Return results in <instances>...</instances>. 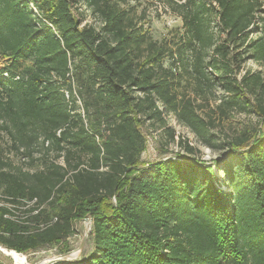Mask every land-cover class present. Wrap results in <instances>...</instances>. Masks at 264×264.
Instances as JSON below:
<instances>
[{
  "label": "trees",
  "instance_id": "16d2710c",
  "mask_svg": "<svg viewBox=\"0 0 264 264\" xmlns=\"http://www.w3.org/2000/svg\"><path fill=\"white\" fill-rule=\"evenodd\" d=\"M81 1L99 26L74 0H0V131L43 160L13 166L0 145V245L67 252L89 214L92 251L51 264H264V71L240 74L264 68V0H161L183 28L161 40L127 0ZM234 112L259 120L225 159L141 162L147 120L173 138L171 114L218 149Z\"/></svg>",
  "mask_w": 264,
  "mask_h": 264
},
{
  "label": "rangeland",
  "instance_id": "374dc122",
  "mask_svg": "<svg viewBox=\"0 0 264 264\" xmlns=\"http://www.w3.org/2000/svg\"><path fill=\"white\" fill-rule=\"evenodd\" d=\"M134 6L137 13L144 12L145 18L150 24V34L153 39L161 40L163 37H171L176 33H181L182 20L173 13L161 0H127ZM73 11L82 19V22L92 23L94 26H99L100 23L91 14L90 10H86L84 2L81 0H74ZM6 63V58L0 55V66ZM30 60H23L22 65H29ZM168 63L166 59L165 64ZM246 69L252 71L264 68L253 60H247L240 70V74ZM78 110H81V101L76 97ZM167 125L174 129V137L172 138L164 132V128L157 122L147 120L142 126L143 133L146 136V148L140 155L141 162H148L155 159L165 157H176L177 153L185 154L189 160H199L206 164L212 162L213 159H225V145L227 139L238 134L245 128H251L258 124L259 116L255 113L234 112L228 118L221 119L213 129L216 141L222 143V147L213 149L206 144L199 141L192 132L185 126L177 122L176 118L168 114L166 115ZM189 141L193 145L192 152H186L182 146L184 142ZM0 145L3 148V157L11 161L12 165H18L21 162L24 169L34 170L41 168L43 165L42 159L33 161L32 164L27 163V159L22 160L10 148V141L7 135L0 131ZM54 152L49 155L52 156ZM56 161L62 162L61 158ZM214 175L222 179V175L217 171L213 165ZM226 189L225 187H223ZM114 200V199H113ZM85 218L78 220L74 224L73 231L68 236L69 250L66 253L60 252L61 245H45L36 249H31L26 252H19L25 255L24 261H21L14 254H9L6 247L0 245V264H48L49 262L61 258L75 259L88 255L93 248L92 238L89 235L91 230V222ZM18 252V251H17Z\"/></svg>",
  "mask_w": 264,
  "mask_h": 264
},
{
  "label": "bare ground",
  "instance_id": "6f19581e",
  "mask_svg": "<svg viewBox=\"0 0 264 264\" xmlns=\"http://www.w3.org/2000/svg\"><path fill=\"white\" fill-rule=\"evenodd\" d=\"M9 254H11V255L14 254V255H16V257H18L19 260L24 261L25 255L23 253H19L15 250H9ZM64 256H65V254L62 255V257H64Z\"/></svg>",
  "mask_w": 264,
  "mask_h": 264
},
{
  "label": "water",
  "instance_id": "95a60500",
  "mask_svg": "<svg viewBox=\"0 0 264 264\" xmlns=\"http://www.w3.org/2000/svg\"><path fill=\"white\" fill-rule=\"evenodd\" d=\"M85 219L86 220H88V221H90L91 220V217H90V215L88 214V216L87 217H85ZM64 253H66V252H64ZM63 257H61V258H57V259H55V260H53V261H51V262H49L48 264H51V263H53V262H55V261H57V260H61Z\"/></svg>",
  "mask_w": 264,
  "mask_h": 264
}]
</instances>
